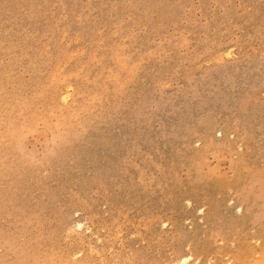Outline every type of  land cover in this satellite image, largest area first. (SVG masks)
<instances>
[{
    "label": "rangeland",
    "instance_id": "374dc122",
    "mask_svg": "<svg viewBox=\"0 0 264 264\" xmlns=\"http://www.w3.org/2000/svg\"><path fill=\"white\" fill-rule=\"evenodd\" d=\"M0 264H264V0H0Z\"/></svg>",
    "mask_w": 264,
    "mask_h": 264
}]
</instances>
